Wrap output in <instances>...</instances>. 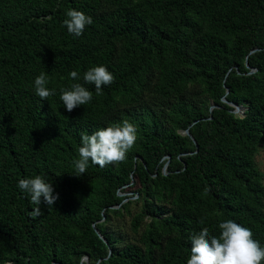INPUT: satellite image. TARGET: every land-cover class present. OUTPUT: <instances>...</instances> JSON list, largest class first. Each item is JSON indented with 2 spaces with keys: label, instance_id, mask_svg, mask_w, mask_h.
Masks as SVG:
<instances>
[{
  "label": "trees",
  "instance_id": "obj_1",
  "mask_svg": "<svg viewBox=\"0 0 264 264\" xmlns=\"http://www.w3.org/2000/svg\"><path fill=\"white\" fill-rule=\"evenodd\" d=\"M72 9L93 19L80 37ZM100 65L115 82L96 95ZM73 83L93 99L68 112ZM124 120L126 160L75 176L81 133ZM261 148L264 0H0V264H187L190 236L228 219L264 246ZM37 175L59 195L38 216L18 188ZM127 215L132 236L113 224Z\"/></svg>",
  "mask_w": 264,
  "mask_h": 264
},
{
  "label": "clouds",
  "instance_id": "obj_2",
  "mask_svg": "<svg viewBox=\"0 0 264 264\" xmlns=\"http://www.w3.org/2000/svg\"><path fill=\"white\" fill-rule=\"evenodd\" d=\"M66 16L63 24L74 37L82 36L86 26L93 23L91 16L75 9L68 10ZM69 75L74 81L80 79L77 71H72ZM83 81L94 85L95 94L100 95L104 86L115 82V77L107 67L100 65L88 69L83 75ZM47 84L48 77L41 72L34 81L35 93L41 100L56 95V90H50ZM92 99L93 92L81 83H73L69 88L61 90L60 100L68 112L90 103ZM137 138L138 130L129 120L100 128L91 135L81 133L79 158L73 162L77 173L75 176L85 174L89 162L103 168L125 161ZM18 188L28 193L31 202L38 206L33 211L37 216L41 214L39 206L42 201L52 207L59 199V195L54 194L53 184L39 175L20 179ZM200 223H204V220L201 219ZM218 227V236L210 235L207 227L190 236L191 255L187 264H261L264 261V246L253 238L251 229L231 219L220 222Z\"/></svg>",
  "mask_w": 264,
  "mask_h": 264
},
{
  "label": "rangeland",
  "instance_id": "obj_3",
  "mask_svg": "<svg viewBox=\"0 0 264 264\" xmlns=\"http://www.w3.org/2000/svg\"><path fill=\"white\" fill-rule=\"evenodd\" d=\"M238 115L242 116L241 113H238ZM256 161H257V164H258V167L260 169V171L263 173L264 175V149L261 148L260 151H259V154L256 158ZM129 196L131 197L132 194L130 193ZM136 210H134L135 212ZM115 224V226L121 230L125 235H130L132 236V233L130 232V216H126L125 218H121V219H115L113 221Z\"/></svg>",
  "mask_w": 264,
  "mask_h": 264
},
{
  "label": "water",
  "instance_id": "obj_4",
  "mask_svg": "<svg viewBox=\"0 0 264 264\" xmlns=\"http://www.w3.org/2000/svg\"><path fill=\"white\" fill-rule=\"evenodd\" d=\"M255 52H256V51H253L252 53H255ZM247 66H248V62H247ZM248 67H249V66H248ZM253 72H254V71H251L250 74H252ZM224 102L228 103L226 100H224ZM230 105L233 106V107H235V111H234V113H236V114H238V113L244 114V108H243V107H241V106H237V105H234V104H230ZM214 108H216L215 105H213V106L211 107V111H212ZM184 134H185V135H188V136H191L189 130L185 131ZM169 160H170V157H169ZM169 162H170V161H168V163H167V165H166L164 171L166 170V168H167ZM84 263L89 264V260H88V259H84V260L82 261V264H84Z\"/></svg>",
  "mask_w": 264,
  "mask_h": 264
}]
</instances>
